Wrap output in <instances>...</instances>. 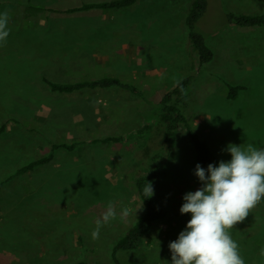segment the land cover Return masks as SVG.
Returning a JSON list of instances; mask_svg holds the SVG:
<instances>
[{"label": "rangeland", "instance_id": "rangeland-1", "mask_svg": "<svg viewBox=\"0 0 264 264\" xmlns=\"http://www.w3.org/2000/svg\"><path fill=\"white\" fill-rule=\"evenodd\" d=\"M30 1L46 9L0 0L9 18V35L0 43V263H112L113 244L144 211L134 183L136 157L143 153L133 141L92 140L128 133L152 114L156 119L155 104L187 75L188 124L219 160L230 159L228 143L264 146V26L238 27L235 34L227 27L228 13L264 14V0H209L197 30L214 58L202 66L186 22L194 0H137L120 9L72 13L61 10L110 0ZM105 76L139 92L111 86L63 93L47 82ZM229 85L242 86L236 98L228 97ZM188 132L181 124L155 188L170 197L161 201L167 217L155 222L141 247L121 252L123 264H170L168 243L190 218L179 212L182 195L200 186ZM72 142L78 143L73 150L54 149ZM49 155L47 163L17 173ZM108 201L117 216L93 240L95 219ZM229 232L245 264H264L262 201Z\"/></svg>", "mask_w": 264, "mask_h": 264}, {"label": "trees", "instance_id": "trees-1", "mask_svg": "<svg viewBox=\"0 0 264 264\" xmlns=\"http://www.w3.org/2000/svg\"><path fill=\"white\" fill-rule=\"evenodd\" d=\"M136 1L137 0L91 1L84 2L79 6L69 7L61 11L72 13L91 9H120L129 7ZM208 5L209 0H194L186 20L189 29L190 41L194 49L198 52L200 64L208 63L214 58V52L209 46L206 36L197 30V25L206 13ZM31 6L35 10L46 9V7L42 4L31 3ZM48 10L60 11L59 9ZM227 23L242 27L264 26V14L228 13ZM47 82L53 91H60L63 93H71L84 88L95 89L107 88L111 86L128 88L134 93L139 92L136 86L121 80V78L112 76L74 82H59L47 79ZM191 84L192 76L187 75L186 77H183L174 88L169 90L162 97V99L155 104L157 107L155 113L157 115L156 119L153 118L154 116L152 114L145 124L132 132L109 135L92 140L93 143L108 145L112 143H128L129 141H133V143H136L135 149L138 151L142 149L143 153L142 157L139 155L136 157V161L140 167L134 175V183L143 203L144 211L113 244L111 251V264H123L121 252L132 251L141 247L145 243L146 237L150 234L155 222L163 220L167 217V210L163 207L161 201L166 200V202H169L170 197L164 192V194H155V188L162 170L166 165L167 159L170 156L169 154H171L172 150L176 146L177 134L181 124L185 125L189 129V141L196 154V159L201 165L206 167L208 163L215 164L219 161L210 144L205 139L201 138L200 135L188 124V118L183 109V104L186 102L187 93ZM228 87L230 88L228 97L236 98V95L242 86L229 85ZM148 103L150 102L148 101ZM4 129L5 125L1 127L2 131H4ZM77 144L78 143L76 142L56 143L54 144V149L63 148L73 150ZM50 159L51 155L33 160L20 167L17 170V173H25L26 171L33 170L37 166L47 163ZM148 182L152 184L154 192L151 197L144 198L142 188ZM261 201L264 203V198H262ZM70 264L91 263L79 260Z\"/></svg>", "mask_w": 264, "mask_h": 264}, {"label": "clouds", "instance_id": "clouds-1", "mask_svg": "<svg viewBox=\"0 0 264 264\" xmlns=\"http://www.w3.org/2000/svg\"><path fill=\"white\" fill-rule=\"evenodd\" d=\"M8 19V13L0 11V43L9 35ZM224 151L230 153V159L194 166L200 186L182 195L179 212L190 214V218L176 239L168 243L170 264H245L229 230L264 198V146L228 143ZM142 192L144 198L151 197L152 184L146 183ZM119 215L125 220L128 210ZM116 216L112 201H108L95 219L91 238L97 239L101 227ZM259 254L264 256V248Z\"/></svg>", "mask_w": 264, "mask_h": 264}, {"label": "crops", "instance_id": "crops-1", "mask_svg": "<svg viewBox=\"0 0 264 264\" xmlns=\"http://www.w3.org/2000/svg\"><path fill=\"white\" fill-rule=\"evenodd\" d=\"M22 1H23V5L24 4L27 5V4H29L31 2L30 0H22ZM227 27H228V29H230L229 32L232 33V34H235L234 31H236V29H238V27L239 28L240 27L241 28H248V29L251 28V27H242V26L235 25V24H229V25H227ZM89 33H90V35H89L88 38H90L92 32H89ZM140 51H142V50H140ZM200 65L202 66V64H200ZM145 123H146V121L144 123H142V122H136L135 123V127H134V129L132 131H134L135 129L139 128L140 126H142ZM132 131H129V132H132ZM124 133H127V132H124Z\"/></svg>", "mask_w": 264, "mask_h": 264}]
</instances>
